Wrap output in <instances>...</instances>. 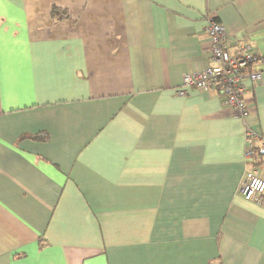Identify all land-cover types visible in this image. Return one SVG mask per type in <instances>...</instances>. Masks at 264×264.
<instances>
[{
    "label": "crops",
    "instance_id": "obj_1",
    "mask_svg": "<svg viewBox=\"0 0 264 264\" xmlns=\"http://www.w3.org/2000/svg\"><path fill=\"white\" fill-rule=\"evenodd\" d=\"M208 19L264 58V0H0V264H264V64L244 120L176 94Z\"/></svg>",
    "mask_w": 264,
    "mask_h": 264
},
{
    "label": "built area",
    "instance_id": "obj_2",
    "mask_svg": "<svg viewBox=\"0 0 264 264\" xmlns=\"http://www.w3.org/2000/svg\"><path fill=\"white\" fill-rule=\"evenodd\" d=\"M205 36L209 42V66L199 73H186L182 84L176 90L178 95H186L188 90L201 92L217 91L223 104L234 109L237 116L244 120L248 108L244 102L247 92L246 83L257 85L262 80V72L255 69L257 64H264V58L257 56L254 47L243 41L234 52L225 35L222 25L208 19ZM264 158V135L250 129L245 130L244 138V174L237 187V195L245 201L256 204L264 203V178L259 167Z\"/></svg>",
    "mask_w": 264,
    "mask_h": 264
}]
</instances>
